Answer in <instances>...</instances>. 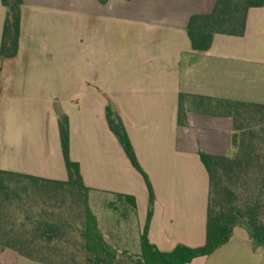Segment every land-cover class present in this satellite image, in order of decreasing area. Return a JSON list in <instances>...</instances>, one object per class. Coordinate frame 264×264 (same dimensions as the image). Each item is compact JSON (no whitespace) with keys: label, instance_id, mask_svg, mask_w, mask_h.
Segmentation results:
<instances>
[{"label":"crops","instance_id":"1","mask_svg":"<svg viewBox=\"0 0 264 264\" xmlns=\"http://www.w3.org/2000/svg\"><path fill=\"white\" fill-rule=\"evenodd\" d=\"M216 1L23 0L18 55L0 58V170L68 180L58 103L105 240L115 249L134 240L121 219L133 215L140 244L149 191L109 128L112 106L154 190L150 243L203 246L210 177L200 153H234L224 101L264 105V6L249 10L243 37L218 34L206 53L192 49L188 21ZM5 19L0 0V49ZM227 244L189 264H264ZM0 264L47 263L5 250Z\"/></svg>","mask_w":264,"mask_h":264},{"label":"trees","instance_id":"2","mask_svg":"<svg viewBox=\"0 0 264 264\" xmlns=\"http://www.w3.org/2000/svg\"><path fill=\"white\" fill-rule=\"evenodd\" d=\"M1 2L6 9L0 49V58L4 60L18 55L24 2ZM263 6L264 0H217L210 13L189 19L187 33L192 49L206 53L218 34L243 37L249 10ZM224 104L232 119L234 153L228 156L200 153L210 177L203 246L179 245L171 252H161L150 243L148 230L154 212V190L135 156L122 118L109 106V128L143 176L149 191L139 253L132 255L110 246L90 209L91 189L84 184L80 165L71 159L69 117L55 103L68 180L52 181L0 170V252L11 250L47 264H189L226 245L239 225L249 230L256 245H264V105L230 101ZM179 124H186L182 103ZM131 205L136 207L133 199Z\"/></svg>","mask_w":264,"mask_h":264},{"label":"rangeland","instance_id":"3","mask_svg":"<svg viewBox=\"0 0 264 264\" xmlns=\"http://www.w3.org/2000/svg\"><path fill=\"white\" fill-rule=\"evenodd\" d=\"M121 219L124 220V236L128 235L134 240H130L127 244H125V242L118 243L117 250L128 251L132 255H137L140 251V244H137L136 242V218L133 215H121ZM227 249L231 251V254H237L238 256L241 254L244 257L259 258L262 262H264V245H256L249 230L245 226L239 225L234 229L233 235L227 244Z\"/></svg>","mask_w":264,"mask_h":264}]
</instances>
